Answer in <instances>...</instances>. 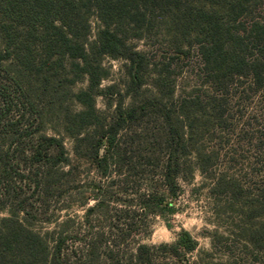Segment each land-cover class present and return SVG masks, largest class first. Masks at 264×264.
<instances>
[{
  "label": "trees",
  "instance_id": "16d2710c",
  "mask_svg": "<svg viewBox=\"0 0 264 264\" xmlns=\"http://www.w3.org/2000/svg\"><path fill=\"white\" fill-rule=\"evenodd\" d=\"M262 7L264 0H0V184L11 181V163L19 160L20 148L35 189L45 197L68 190L66 179L76 178L74 162L89 163L102 180L85 187L94 205L86 210L88 232L78 239L82 249L74 252V260L63 257L67 239L62 233L50 249L24 223L20 202L0 219V264H205L201 258L189 260L199 244L186 231L173 244H139L131 251L121 244L135 234L138 216L173 214L179 182H190L195 173L211 181L212 194L235 201L242 197L237 180L215 172L221 153L207 143L225 128L230 87L249 80L255 91L264 89V18L256 14ZM92 18L99 23L94 35ZM158 22L169 36L168 62L151 61L131 44ZM188 40L199 47L211 94L181 96L172 104L171 64L188 58L183 46ZM106 58L125 60L128 71L110 118L96 107V99L114 89L101 88L109 75ZM149 67L155 94L140 98ZM83 81L87 86L75 92ZM73 104L80 109L74 111ZM14 108L28 123L25 134L18 133L20 119L3 121ZM150 115L163 125L153 139L133 130ZM48 124L52 134L46 133ZM66 139L72 141L73 160ZM111 204L125 209L113 214ZM260 208L264 211V203ZM262 216L257 228L242 232H251L253 248L264 250ZM91 217L110 223L113 245L103 232H94Z\"/></svg>",
  "mask_w": 264,
  "mask_h": 264
},
{
  "label": "rangeland",
  "instance_id": "374dc122",
  "mask_svg": "<svg viewBox=\"0 0 264 264\" xmlns=\"http://www.w3.org/2000/svg\"><path fill=\"white\" fill-rule=\"evenodd\" d=\"M256 14L264 18V8L257 10ZM98 24L97 20L92 18L93 35ZM168 39L169 36L166 35L164 27L158 22L143 39L131 40V44L135 45L137 51L146 53L151 61L163 59L168 62L171 61ZM183 46L189 52L188 58L174 59L171 64L172 80L175 85L172 104H177L181 96L211 94L208 84H204L198 45L195 41L188 40ZM104 66L108 69L109 75L102 82L101 88L107 90L108 87L114 86V89L106 91L105 96L98 97L96 107L110 118L114 110L113 104L118 99L115 93L125 91L128 71L125 60L106 58ZM152 72V67H149L145 74L146 84L142 90L143 95H140V98H149L155 94L152 86L154 77ZM86 86V82H80L74 87V91L77 92ZM228 91V102L224 106L225 128L219 133L220 138L216 135L217 138L209 140L207 147L220 150L221 156L215 162L214 170L216 173H226L228 177L237 180L242 197L235 201L233 197L212 194L211 181L195 173L194 179L190 182H179V195L172 200L174 213L166 212L163 218L138 216L135 234L127 238L121 244V248L131 251L139 244L149 246L173 244L178 233L186 231L199 244V251L189 256L190 261L201 258L205 264H229L237 259L242 264H264V250L253 248L249 242L251 232L246 234L242 232L257 228L264 215V211L260 208L261 203H264V89L260 92L255 91V87L249 80H243L235 83ZM130 101V98L126 97L124 105H128ZM110 102L112 105L108 107ZM71 107L74 111L80 109L77 104ZM20 115L21 111L14 108L3 121L7 123V121L13 122L20 119L22 124L18 133L25 134V126H28V123L22 121ZM161 121L150 115L133 130L144 137L153 139L163 130ZM32 127H30L31 131L35 129L34 126ZM46 127H48L46 133L52 134L50 130L52 124ZM65 145L70 153L69 157L73 160L72 141L66 139ZM19 152L15 154L19 160L13 158L11 163L13 168L9 169L12 175L11 181L0 184V206L4 208L0 212V219L8 217L13 207H17L20 202L23 203L21 205L25 211L20 212L19 217H27L24 223L35 233L44 237L50 249L54 239H57V233H62L63 238L67 239L62 250L63 257L74 260V252L82 249L78 239L88 232L87 225L84 223L86 210L94 205L89 192H85L86 185L92 181L102 180L89 163L74 162L77 169L74 170L73 175L76 178L66 179L68 190L60 196L56 194L45 197L35 189L32 183L31 165L29 162H23ZM105 182L106 180L102 183ZM62 190L65 191L64 188ZM86 198H88L87 203L81 206V202ZM110 209L113 213L125 208L122 205L111 204ZM252 213L257 218L247 219L246 216ZM91 221L94 232H103L105 238L110 237L108 244L113 245L115 239L111 235L113 232L110 231V223L98 217H91ZM123 226L120 225V227ZM238 233L242 234L237 237ZM217 237L225 239L218 241ZM200 252H203L201 256Z\"/></svg>",
  "mask_w": 264,
  "mask_h": 264
}]
</instances>
